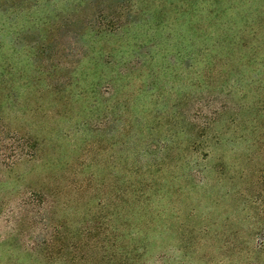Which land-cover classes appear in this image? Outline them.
I'll list each match as a JSON object with an SVG mask.
<instances>
[{"label": "rangeland", "instance_id": "obj_1", "mask_svg": "<svg viewBox=\"0 0 264 264\" xmlns=\"http://www.w3.org/2000/svg\"><path fill=\"white\" fill-rule=\"evenodd\" d=\"M0 126V264H264V0H0Z\"/></svg>", "mask_w": 264, "mask_h": 264}, {"label": "trees", "instance_id": "obj_2", "mask_svg": "<svg viewBox=\"0 0 264 264\" xmlns=\"http://www.w3.org/2000/svg\"><path fill=\"white\" fill-rule=\"evenodd\" d=\"M7 132L5 131L4 126H0V150L1 149H8V145L5 141V135L7 136ZM13 139L19 142H23L24 144L21 145L20 149L15 148V142L10 145L12 148V153L7 154L6 152L0 153V165H6L8 168L12 167L15 162L19 160L29 159L36 156V153L39 148V143L37 140H34L32 137L26 138L25 136H14ZM28 148V149H27ZM27 157V158H26Z\"/></svg>", "mask_w": 264, "mask_h": 264}]
</instances>
